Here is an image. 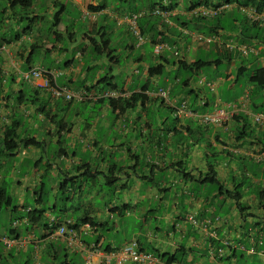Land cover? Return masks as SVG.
I'll return each mask as SVG.
<instances>
[{"label": "crops", "instance_id": "1", "mask_svg": "<svg viewBox=\"0 0 264 264\" xmlns=\"http://www.w3.org/2000/svg\"><path fill=\"white\" fill-rule=\"evenodd\" d=\"M109 1L108 5L106 0H46L44 5L38 6L39 2L33 7L34 15H45V19L31 22L30 35L23 34L14 42L0 45V55L4 56V61L0 63V143L5 130L13 124L16 126L15 133L21 139L34 138L37 141L40 136L46 135V141H37L46 151L42 160L45 163L49 153L55 156L59 147H63L74 153L68 154V157L60 155L58 160L64 163V169L74 172L75 166L87 162L90 170L97 174L92 179L94 187L91 194L80 201L82 214L73 219L79 224L76 230L78 241L88 250L63 248L56 251L55 258L48 257L46 253L50 243L59 246L64 244L63 239L56 237V233L49 234L46 239L41 238L38 232L35 235L28 233L19 237L24 242L22 247H6L0 243V264H44L43 256L48 260L47 264H84L87 258L93 264H100L106 254L132 240L138 243L141 250L154 253L162 264H239L252 258L254 262L264 264V170L258 163L260 157L264 159V149L260 144L264 143V127L251 124L250 136L238 138L234 130L243 128V122L237 124L231 120L216 127L200 125L196 118L195 122L191 119L176 120L170 114L181 100L186 101L188 108L197 114L210 111L211 103L217 98L226 108L232 107L234 116L248 108V91L233 83L231 70L226 74L219 71L215 81L217 91L211 95L206 87L195 83V75L179 69L177 63L208 60L211 54L219 53L220 44L222 50L234 51L242 43L239 36L244 25L242 21L246 19L249 26L250 20L246 16L253 11L252 8L236 5L243 0H155L169 12V16L149 21L147 0ZM197 2L207 6L229 2L232 6L223 12L219 22L216 18L203 21L189 14L188 9L196 6ZM68 3L79 14L77 21L81 19L85 23L81 26V29L85 27L84 30L77 36L74 31H65L64 18L70 19L67 15ZM62 6L64 8L59 17L63 24L50 34V37L55 38L57 34L61 37L47 54L53 55L54 64L49 63L46 69L42 64V59L46 58L43 49L50 48L51 43L41 35L40 23L47 21L46 16L50 17ZM86 9L92 13L91 20L83 19ZM135 13L141 15V30L144 27L136 42L132 41L126 22V18ZM14 20L17 21V18ZM187 21L190 25L183 27L182 24ZM72 22V25L76 23ZM108 24L111 29L107 28ZM4 30H12L4 32L10 34L20 31V28L10 26ZM98 32L110 41L114 50L112 57L93 54L88 38L91 36L98 40ZM69 33L73 34L70 40ZM199 33L212 37L213 42H197L195 36ZM9 34L5 40L9 39ZM62 34L67 36L68 47L62 46ZM76 37L82 39L78 45ZM40 44L43 47L38 50L40 61L33 63V60L29 68L55 72L56 83L76 95L73 101L79 108L71 106L73 101L69 103L52 98L46 91L23 82L21 75L25 71L24 60L30 53V46L38 45L39 49ZM156 44H164L166 49L157 55L152 51V56L147 57L144 49L149 45L153 48ZM250 44L257 48L258 62L264 66V42L253 41ZM88 52L90 58L86 61ZM176 52L178 54L174 55ZM225 63L233 67L238 63L236 71L240 66L236 57ZM160 64L165 66L164 73L150 77L148 68ZM213 72L215 69L211 67L201 74L209 80L208 74ZM172 73L177 76L171 82ZM9 80L12 81L7 89L5 84ZM225 88L233 92L242 89V95L235 101L224 102L220 91ZM159 89L169 92L164 104L157 97ZM134 93L144 95L145 99L126 107L113 108L109 103L110 98L130 100ZM191 95H194L193 100ZM200 100L209 103V106L199 107ZM80 105L90 108V113L95 112L92 121L84 125L78 119L82 110ZM166 105L170 108L167 109ZM161 108L168 115H160ZM60 111L73 114L74 120L66 121ZM154 112H157L156 116ZM47 113L50 116L57 114L56 119L49 120ZM34 120L39 121L40 126L35 127ZM28 123L33 125V135L23 136L24 130H30ZM100 130L104 131V139L97 136ZM37 132L40 136L36 135ZM21 152V160L28 158L34 163L43 154L31 147L21 148L13 157ZM150 153L155 154V159ZM140 160L144 161L145 167L150 166L152 170L161 171L160 174L165 177L170 176L173 186H168L166 182L153 185L155 174L145 175V167L143 171H138ZM6 161V158H0V170ZM17 168L7 172L13 181V193L18 197L17 205L21 206V199L28 192L34 193L38 177L34 172H27L21 177V169ZM54 174L63 176L59 171H54ZM211 177L217 184L204 182ZM208 192H211L210 195ZM237 192L240 194L238 200L233 197ZM167 194L169 199H166ZM188 214L199 221L209 220L211 224L206 230L196 228L186 221ZM88 218L90 221L87 222ZM125 218L131 219L132 229L135 230V225L137 231L130 238L124 237L117 245L108 235L124 232ZM6 233V229L0 230V237L8 235Z\"/></svg>", "mask_w": 264, "mask_h": 264}, {"label": "trees", "instance_id": "2", "mask_svg": "<svg viewBox=\"0 0 264 264\" xmlns=\"http://www.w3.org/2000/svg\"><path fill=\"white\" fill-rule=\"evenodd\" d=\"M39 2H41V4H39L38 6H42L44 5L46 1L0 0V30H2L3 28L4 29L10 28V26L20 28V31L15 30L14 32L10 34L9 33L5 34L4 32H11L12 30L8 31V30L3 29L2 31L3 33H0V45H3L4 43L14 42L18 38H20L23 34L30 35L31 32L29 31V29H30L31 22L33 21L37 22L39 20L45 19V15H42L40 17L34 15L33 7H36V5ZM147 2H148L147 6L148 8H150L149 16L147 17L148 20L150 21V19H153V18L161 19L160 16L154 15V11L155 10L165 11L166 9L163 7H160V5L156 4L155 1L147 0ZM242 2L243 3L236 2L237 3L236 5H238L239 7L240 6L241 7H251L252 10H255V13L257 14H261L264 12V0H243ZM6 3H7V6H5ZM198 6H200V3L197 2L196 6L194 5L188 10L190 11ZM63 8H64L63 6L59 8L58 9L59 11L57 10L50 17L46 16V19L47 18L51 19L48 21V26L51 27V29L48 33L46 32L47 34H49V35L46 34L47 35L46 37H47V41L51 43L50 44L51 46L50 48L44 47L43 49L46 52V59H48L47 54L54 47L53 45L54 42L59 40L61 37L60 34H57L55 38L54 37L51 38L50 34L52 30L55 31L58 28V26H60V24H63L62 19L59 17L60 13L63 11L62 10ZM16 18H17V21L14 20ZM216 20L219 22L220 18L217 17ZM249 22L250 23L248 26L247 24L248 21L246 19L242 21L244 25L243 27H241V30L239 33V36L242 40L241 44H247L251 46L252 44L250 43H252L253 41H258V43L264 42V23L255 22V21H249ZM182 25L183 27H187L188 25H190V22L188 21L184 22ZM49 27L47 28V30L49 29ZM139 28L142 33V30H144V27H142V30H141L140 23H139ZM8 34L10 37L8 40H5V37ZM70 35L72 36L73 34L69 33V40H70ZM97 37H98V40H95V38L91 36H89L88 38L92 46L93 54L96 56L106 55L107 57H112L114 50L110 46V41L106 39L105 35L101 34L100 32H98ZM161 41H165V40L161 39ZM39 46H40L39 49H38V45L30 46V53L24 60V68H23L25 69L24 72H27L32 69L29 67H30L31 62L34 60V56L36 55L39 56L38 50H41L43 48L41 44ZM218 51L219 53L217 54L213 53L210 55V56H214V58L210 57V59L208 60L198 59V60H195L191 64H186V62L184 61H179L177 63L178 68L181 70L185 69L192 75H195L196 78L194 80L196 81L195 83L197 84L205 76L201 73L206 70H209L211 67H214L215 72L208 74V78L210 79L209 80L206 79V81L208 83H215V81H217L218 79V75L220 71L219 68L221 64H223L226 61H230L231 58L233 57H236V59L240 61V66L238 67L236 74L234 75L233 83L237 87L242 86L247 89L248 95L246 99L250 105L248 104L249 105L248 108L242 113H239L238 115L233 116L232 121L234 120L237 124H239L240 122H243V126H242L243 128L241 129L238 128L234 130L235 132H237L236 134L238 135V138H241L244 136L248 137V135L250 136V134H248V131L252 129L250 128L251 124H253L254 127H258V125L254 123L253 117L256 115L264 114V66H262L260 62H258L259 54L258 55L249 54L247 57H243L241 54L237 52V50H234V51L226 50L225 51V50H222L221 48H218ZM43 67H46V66L43 64ZM47 68L48 66L46 67V69ZM164 69H165V66L160 64V65H156L154 67L148 68L147 72L150 77L154 75L161 76L162 73H164ZM21 78H22V75H21ZM206 81H204L203 84L201 85L204 88L206 87L209 93L212 95L213 93L209 90V87L207 86ZM51 84H53L52 81H51ZM159 90H162V89H159ZM226 93L230 94L229 96L232 95V93L230 92L226 91ZM167 94H169V92ZM47 95L49 94L47 93ZM142 98L145 99V96L142 94L134 93L131 95L130 100L113 99V98H110L108 100H109L110 105H112L113 108H115V107H120V106L126 107L130 105H134L135 103H138V101H140V99ZM159 99H160L159 101L161 102V104H164L165 100L161 97ZM255 99L258 101L257 103ZM206 100H212V98L211 99L206 98ZM183 102H186V101L181 100V102L178 103V106L182 105ZM215 102H216V99H214L213 102L211 103L212 108L210 111H207V113H210L213 111ZM208 106H209V103L207 104V102H205L204 100H203V104L199 103V107L205 108ZM258 107H261V111L259 113H254L252 111L253 108L258 109ZM166 108L169 109L170 106L166 105ZM172 109H171L170 114H172L176 120L181 121L180 118L175 116V113H174L175 109L174 108ZM191 112L194 115H197L195 111L191 110ZM46 117H48L49 120L54 121L57 117V114L50 116L47 113ZM186 119H191L192 121H194V118H184L182 120H186ZM15 127L16 126H13L12 124L9 128L5 130L4 139L0 143V158H4V159L6 158L7 160L8 158H12L16 154V152L20 151L21 148L27 149L31 147L40 150V152H43V154L41 158L34 163V170L32 171L34 172V175L35 176L37 175L38 177L37 182H36L37 187L33 193V199L35 200V207L23 206L22 204L21 206L16 205L12 209L13 213H17L18 211H24L27 214L25 218L24 217L20 218L24 220V223L27 225V228H25L24 230L19 229L20 225L22 224L21 221H19L20 219L16 218L14 220L10 218V227L6 229L7 231L6 234L8 235L10 234L9 236L12 235L13 237L11 238V237H8V235H4L3 237H0V239L1 238L20 239L19 237L22 234L27 235L28 233H30L28 235H35L37 232L41 234V238L46 239V236H48L49 234L50 235L55 234L58 228L61 227L65 223L66 220L72 221L73 225L71 226V229L72 230L74 229L76 231L78 229L79 224L74 223L73 219H68V215L66 214L67 211L71 210L70 207L72 206H69V207H66V206H68V204L70 203L72 194H78L77 201L79 204L81 200L88 198V196L91 194L92 189L94 187L92 183V179L96 177L97 174L90 170L89 168L90 165L87 162H83L81 165L75 166V168L73 169L74 172H71V171L69 172L68 170L64 169V163L58 160L60 158V155H65L68 157V154L70 153L74 154V153L67 151L63 147H59L57 155L55 156L54 154H48L50 158L48 157V160L46 161V163L44 162L42 166L44 170L41 171L39 168L42 164L39 165V162L43 160V156L45 152L44 148L42 147V144L37 142L34 138H26V139L19 138V136L15 133ZM260 144L263 146V149H264V143L260 142ZM53 158H56V160L52 161ZM258 163H259L260 168L264 170V166H263L264 162L258 161ZM54 171L56 172L59 171L63 176L61 177L59 175L54 174ZM48 175H50V177L53 179V182H54L53 187L56 188L55 191L59 192L64 197L62 198L63 208L58 209V215L56 216L52 215V210L57 209L56 206H54L53 208L44 206L45 200L48 199L50 189L53 190L51 187L45 185L44 177L45 176L48 177ZM204 182H207L210 184L212 183L217 184L216 180L213 177H211L210 179L206 178ZM46 184H47V178H46ZM110 194L111 192L109 193V195ZM105 195L107 194L105 193ZM239 195H240L239 192H237L236 196H233V197H236V199L238 200ZM10 207L12 208V198L8 195L7 188L5 186H2L0 187V211L2 209H10ZM86 221L88 222L90 221V219L88 218ZM62 241L64 244L60 243L59 246H53V244L50 243V245L48 246L50 249L47 252L48 254L46 253V255H48V257L55 258L56 256L54 254H56L59 250L63 248L68 249L66 247L64 240ZM0 243H1V240H0Z\"/></svg>", "mask_w": 264, "mask_h": 264}, {"label": "rangeland", "instance_id": "3", "mask_svg": "<svg viewBox=\"0 0 264 264\" xmlns=\"http://www.w3.org/2000/svg\"><path fill=\"white\" fill-rule=\"evenodd\" d=\"M41 1H46V0H41ZM98 1H103V0H98ZM151 1H155V0H151ZM184 1L187 2L188 0H184ZM194 1H197V0H194ZM106 3L109 5L110 1L106 0ZM123 5L126 7L125 2H124ZM140 9H141V7H140ZM67 12H68L67 15L70 16V19H67V17L64 18V25L66 27L65 31H68V30L74 31L75 35L77 36L84 30L85 27L81 29V26H82V24L84 25L85 23H82L81 19H80V21H77V20H79V14L76 12L75 8H72V5L70 3H68V5H67ZM49 20H51V19L48 18L47 21L45 20L44 22L40 23L41 24V29H42L41 30V35H43V36L49 35V34H47L50 31V29H51V27L47 26ZM72 20L76 21V23L74 25H72ZM48 27H49V29L47 30ZM107 28L111 29V26L108 24ZM62 37H64V38H61L62 46L63 47H66V46L68 47V45H67L68 41L66 40V37H67L66 34H62ZM51 38H53V37H51ZM76 39H77V37H76ZM131 39H132V41H135V42L137 40L133 35H131ZM81 40L82 39H80V38L77 39V42L79 41V43H77L76 45L80 44ZM144 50H145V52L147 54V57L152 56L153 48L150 47V45H149L148 48H145ZM72 51L74 52L76 50H72ZM72 51H70V52H72ZM121 51H122V55H123L124 54L123 49ZM89 54H90V52H88L86 54V57H85L86 61L90 58ZM170 54H172V52H170ZM125 55H127V54H125ZM47 57H48V59L44 58V59H42L43 61L42 60L41 61H42V64H44L46 67L48 66V68H49V63H51L52 66L54 64V62H53L54 57H53V55H47ZM69 57H70V54H69ZM212 57L214 58V56H211V58ZM104 59H102L100 61H103ZM3 61H4V56L0 55V63H2ZM37 61H40V56L36 55L34 57V62L33 63H36ZM237 66H238V63H236V65H234V67L228 65L227 63H225V64H222L219 69L224 74H226V72L231 70L232 74L235 75ZM175 76H177L175 73L171 74V76H170L171 77V82H172V78H174ZM10 83H11V81L9 80L5 84V88L9 89ZM24 88L26 89L25 91L28 90V87L26 85L24 86ZM226 91L232 93V95L229 96L230 94H227ZM241 95H242V89L241 90L238 89L237 91L233 92V91L229 90L228 88H225L224 90L220 91V97L222 98V100L224 102L233 101V100L235 101V99L241 97ZM193 96L191 95L190 99L193 100ZM255 101H256V103L258 102L256 99H255ZM71 106L74 109L79 108V105L77 104L76 101H73ZM258 106H260V105H258ZM84 107H85L84 105H80V108L82 110L79 112V116H78L79 117L78 119L82 122V125L86 124L89 121H92V118L95 115V112L94 113L93 112L90 113V111H91V110H89L90 108H87V107L84 108ZM252 111L254 113H259L261 111V107H258V109L253 108ZM154 113H155L154 115L156 116L157 112H154ZM159 113H160V115H168V112L166 110H164L163 108H161L159 110ZM59 114L60 115L64 114L65 115V120L68 121V122L73 121L74 118H75V116L73 114L64 113L63 111H60ZM34 122H35V127L40 126L39 121L34 120ZM28 124L30 125V123H28ZM32 126L33 125L29 126L30 130H27V129L24 130V133L22 135L23 136H25L26 134L28 136L29 135H33ZM103 134H104V131L100 130V133L98 132L97 136L99 138H103V136H102ZM112 134H114V132H112ZM36 135L40 136V134L38 132L36 133ZM108 136H109V134H108ZM108 136H107V138H108ZM39 140L40 141H42V140L46 141V135L45 136H40L37 141H39ZM49 151L50 152L52 151L50 146H49ZM45 153H46V151H45ZM151 155L155 159V157H156L155 154H151ZM87 156H90V154H88ZM21 159H23L22 152L19 153L17 156L13 157V159H9L8 158L7 161H6V164L0 170V175H1L0 187L5 186L7 188L8 195L12 198V208L10 207V209H2L0 211V230L8 229L10 227V218L15 220L16 218L20 219L22 217L25 218L27 216V214L24 211H18L17 213H13L12 212L13 207L18 204V199H17L18 197H17V194L13 193V181H12L11 177L9 176L8 172H10L12 168L18 167L17 170L21 169L20 170L21 173L19 174V176L23 177L27 172L31 173L34 170V162L33 161H31L28 158H26L24 160H21ZM153 162H155V160H153ZM40 164H42V165L40 166L39 169L41 171H43L44 169H43L42 166L44 164V161H40L39 165ZM144 167H145L144 161L140 160V165L137 167L138 171H140V172L143 171L142 169ZM145 168H146V170H144V172L145 171L147 172L145 175L150 176L151 172H153V174H155L154 180L152 182L153 185H158L159 183L166 182L168 184V186H173L174 182H172V180H170V176L165 177V175L160 174L161 171L152 170V169H150V166H149V168H147V167H145ZM4 178H6V181H4ZM46 178H47V184H46ZM44 182H45V185H47V186H49V187H51L53 189V190L50 189V192H49V195H48V199L45 200V205L44 206L45 207L47 206V207H50V208H53L54 206H56L57 209L56 210H52V215L56 216V215H58V209L63 208L62 198H64V197L59 192L55 191L56 188L53 187V185H54L53 183L54 182H53V179L50 177V175H48V177H46V176L44 177ZM197 188H198V185L196 186V189ZM106 190H107V188H106ZM210 193L211 192H208V195H210ZM13 197H15V198H13ZM77 197H78V194H72L71 201L68 204V206H66V207L72 206V207H70L71 210L66 212V214L68 215V219H75L76 217H79L82 214V209L80 207V204L77 201ZM169 198H170V195L167 194L166 199H169ZM21 200H23V206L35 207V200L33 199V193L28 192L27 195H25L23 197V199H21ZM221 214H223V213H221ZM19 221H21V223H22L20 225L19 229L24 230L25 228H27V225L24 223L23 219H20ZM123 221L126 224L124 232H120V233L118 232V233H115V234L110 233L108 235V237L110 239H112L114 242H116L117 245H120L122 243V240L124 239V237L125 238H128V237L130 238L132 233L137 231V227L135 225H133L135 227V230L133 231L131 219L125 218ZM0 251H1V248H0ZM42 260H43L44 264L48 263V260L46 259L45 256H43ZM239 264H258V263L254 262V259L252 258L251 260L247 259V261H240Z\"/></svg>", "mask_w": 264, "mask_h": 264}, {"label": "built area", "instance_id": "4", "mask_svg": "<svg viewBox=\"0 0 264 264\" xmlns=\"http://www.w3.org/2000/svg\"><path fill=\"white\" fill-rule=\"evenodd\" d=\"M231 4L223 3L217 7H209V6H198L189 11V14L192 18H215L221 15L223 12L229 10ZM154 15L160 16L161 18H167L169 16L168 11L163 10H155ZM84 18H91V15L88 11L83 12ZM248 19L256 22H264V14H257L255 11L248 12ZM140 18V14H134L126 18V22L128 23L129 29L132 34L136 38H140V32L138 28V19ZM197 40L199 42L210 43L212 40L210 38H203L202 36H198ZM166 49V45L164 44H156L153 48L154 54H160L162 50ZM239 51L242 55H248L249 53L256 54L257 50L252 47H248L246 45H242L239 47ZM177 55V53H175ZM23 79L29 83H34L37 87L42 89H48L54 97H63L67 100H70L72 95L64 88L59 87H51L49 83V79L47 77V73H43L40 70L34 69L29 72L23 74ZM203 80L199 83L203 84ZM210 88V91L214 92V85L207 84ZM167 92L164 90H159L157 92V96L167 99ZM175 116L184 119V118H196V121L200 125H212L216 127H221L224 124L229 123L233 118V109L230 106L222 105L219 99L216 100L214 104V109L211 113H206L202 115H194L190 110H188L185 103L180 106L174 107ZM253 121L256 124L264 125V114L256 115L253 117ZM259 162H264V159L261 157L258 160ZM264 166V165H263ZM186 221L192 224L196 228H202L206 230V228L211 224L209 220H197L194 215L188 214L186 216ZM73 225L71 220H66L65 223L58 228L56 231V236L62 238L67 247L77 246L79 250L84 251V247L79 243L77 238V233L71 226ZM1 242L6 247H22L24 242L21 239H7L1 238ZM104 261L100 264H162L154 254L149 252L141 251L138 247L136 241H129L119 250L114 251L110 254H106L103 258ZM84 264H92L89 259L85 260Z\"/></svg>", "mask_w": 264, "mask_h": 264}, {"label": "clouds", "instance_id": "5", "mask_svg": "<svg viewBox=\"0 0 264 264\" xmlns=\"http://www.w3.org/2000/svg\"><path fill=\"white\" fill-rule=\"evenodd\" d=\"M224 3H229V2H224ZM221 4H223V3H221ZM221 4H219V5H221ZM229 4H231V6H232V3H229ZM219 5H211V6H213V7H217V6H219ZM201 6V5H200ZM204 6H207V5H204ZM211 6H209V7H211ZM231 8V7H230ZM85 11H88L89 13H90V15H91V18H84L83 17V19H92V13L88 10V9H86ZM253 11H255V10H253ZM135 14H139V13H135ZM223 14V13H222ZM221 14V15H222ZM261 14H264V12L263 13H261ZM132 15H134V14H132ZM221 15H219L218 16V18L221 16ZM131 16V15H130ZM247 17V16H246ZM140 18H141V15H140ZM140 18L138 19V28H139V20H140ZM215 18H217V17H215ZM215 18H197V19H202V20H212V19H215ZM247 19H248V17H247ZM250 20V19H249ZM251 21V20H250ZM256 22V21H255ZM262 23H264V22H262ZM131 32V31H130ZM139 32H140V36H141V31H140V28H139ZM132 33V32H131ZM133 35V34H132ZM134 36V35H133ZM198 36H202L203 38H210L211 40L213 39L212 37H207V36H204V35H200V34H197L196 36H195V39L197 40V37ZM135 37V36H134ZM136 38V37H135ZM197 42H199L198 40H197ZM212 42H213V40H212ZM201 43V42H200ZM207 44V43H206ZM208 44H211V42L210 43H208ZM242 45H246V46H248V47H252V48H254L255 50H257V48H255L254 46H250V45H247V44H239V45H237L234 49L235 50H237V52L239 53V54H241V52L239 51V47L240 46H242ZM155 46V45H154ZM221 44L219 45V48H221ZM154 48V47H153ZM229 50H232V49H229ZM177 54H178V52H176ZM249 54H253V53H249ZM248 54V55H249ZM259 54V52H258V50H257V53L256 54H254V55H258ZM175 55V54H174ZM242 55V54H241ZM248 55H242L243 57H247ZM34 69H37V70H40V71H42L43 73H47V77H48V79H49V83H50V85H51V87H59V88H64V89H66L71 95H72V97H71V99L70 100H67V99H65V98H63V97H54L53 95H52V93L48 90V89H42V88H39V87H37L34 83H29V82H27V81H25L24 79H23V74H25V73H27V72H29V71H27V72H24V73H22V79H23V81L24 82H27L28 84H30V85H32L35 89H38V90H43V91H46L52 98H56V99H60V100H62V101H65V102H72L74 99H75V97H76V95L74 94V93H72L68 88H66V87H64V86H60V85H58L57 83H56V78H57V74L55 73V72H53V71H48V70H44V69H40V68H32L31 70H34ZM50 75V77H49V75ZM201 80H203V81H206L204 78H202ZM200 80V81H201ZM51 81L53 82V84H51ZM199 81V82H200ZM198 82V84L199 85H201L200 83ZM207 82V81H206ZM207 84H213L214 85V89H215V91L214 92H212L213 94H216V91H217V84H216V82L215 83H208L207 82ZM202 86V85H201ZM209 90H210V88H209ZM157 97H159V96H157ZM217 99H219L220 100V98H217ZM216 99V100H217ZM165 100V99H164ZM220 102H221V100H220ZM183 103H185V105L187 106V108H188V105H187V103L186 102H183ZM199 103H201V104H203V100H200V102ZM222 103V102H221ZM223 105V104H222ZM249 106V105H248ZM188 110H190L189 108H188ZM191 111V110H190ZM207 113V112H206ZM206 113H202V114H206ZM211 113V112H210ZM202 114H197V115H202ZM234 116V115H233ZM256 124V123H255ZM256 125H258V127H264V125H260V124H256ZM212 126V125H211ZM77 238H78V236H77ZM133 241V240H132ZM80 243V242H79ZM81 244V243H80ZM126 244V243H125ZM124 244V245H125ZM138 244V243H137ZM82 245V247H84V251H86V250H88L87 249V247L86 246H84L83 244H81ZM123 245V246H124ZM122 246V247H123ZM67 247V246H66ZM75 249H77V250H79V248L77 247V246H73ZM73 247H67V248H73ZM139 247V246H138ZM140 249V248H139ZM119 250V249H118ZM141 250V249H140ZM79 251H81V250H79ZM115 251H117V250H115ZM141 251H143V250H141ZM112 252H114V251H112ZM112 252H110V253H112ZM144 252H146V251H144ZM110 253H108V254H110ZM149 253H152V252H149ZM152 254H154V253H152ZM155 255V254H154ZM156 256V255H155ZM157 257V256H156ZM158 258V257H157ZM87 259H89L90 261H91V259L90 258H87ZM160 260V259H159ZM92 262V261H91ZM85 263V262H84ZM93 264V263H92ZM128 264H132V263H128Z\"/></svg>", "mask_w": 264, "mask_h": 264}]
</instances>
